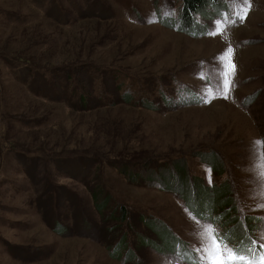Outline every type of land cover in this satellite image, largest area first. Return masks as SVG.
I'll list each match as a JSON object with an SVG mask.
<instances>
[{"label":"rangeland","instance_id":"374dc122","mask_svg":"<svg viewBox=\"0 0 264 264\" xmlns=\"http://www.w3.org/2000/svg\"><path fill=\"white\" fill-rule=\"evenodd\" d=\"M240 3L207 0L186 25L182 0H0V264H192L200 226L232 246L264 232V0L243 22ZM75 60L107 73L86 109L25 68ZM224 183L228 214L209 200Z\"/></svg>","mask_w":264,"mask_h":264},{"label":"trees","instance_id":"16d2710c","mask_svg":"<svg viewBox=\"0 0 264 264\" xmlns=\"http://www.w3.org/2000/svg\"><path fill=\"white\" fill-rule=\"evenodd\" d=\"M206 1L207 0H182L183 6H182L181 16H182V19L186 25L191 23V20H192L191 16H192L193 12H196L199 8H201L206 3ZM25 68L28 69L29 75H35V76L38 75L39 76L41 74H48V75L50 74L49 76H51L53 74V78H50V77L45 78V81H44V87L45 88L57 84L58 77L55 76V74L60 75L61 78L66 80V82L68 83L67 87L72 86V89H77L78 92L80 91V93L78 94V100L81 103L82 109H86L89 106L86 104V103H88V100L90 98V96H89L90 94H89L88 90H91V93H92L91 88H94V86L97 83H105L104 79H105V75H107V73H105V69H100V67H98V66H95V65L89 64V63H85V62L80 63V61H78V60H75L72 63H67V64H64V65L58 66V67L57 66L56 67L51 66V65H49V63L45 64L44 66H40L39 64H36L34 62L33 63L28 62V63H26ZM112 70L113 69H111V71ZM116 70L117 69H114L112 71L114 74L113 78H115V82H116V79L121 80L120 82L117 83L116 88H118V87L120 88L123 85H126L131 81L130 79H128V80L126 79L128 77V75H126V74L121 75V73H118V71H116ZM80 72L82 74L85 72H89L90 76L88 77V79L84 80L80 76ZM73 73L76 74V75L74 74L75 77L73 76ZM91 73H93V74L97 73V75H91ZM100 75L104 76V77H102V80L99 79ZM58 85L60 86L61 84H58ZM72 91L74 92L75 90H72ZM252 97H253V101H254L255 98L257 97V94H253ZM120 98L124 102H131L130 97L127 95H125L124 97L121 96ZM102 101L105 102L106 100H102ZM116 101L117 100H113V101H108L105 103H106V105H114L116 103ZM104 102H100V103L104 104ZM262 141H264V138ZM126 155H129V154H126ZM130 156H131V154H130ZM131 158H133V160H135L138 157H136V155H135V156H132ZM122 161L119 162V164L128 165L126 163H130V162L125 163ZM213 167H214V165H213ZM177 172H180L178 174V176H180L182 174V172H184V171L177 169ZM151 173L152 174H150V175L144 176L145 180H146V178H149V176L153 177L154 179L149 178L148 181H154V183L161 181L160 186L164 189H165V183H166V185H169V186L172 184V183L171 184L168 183L167 177L165 178L164 176H157L155 178L154 173L153 172H151ZM172 174L173 173H171V175ZM97 178H100L99 174H97ZM157 178L159 181L156 180ZM184 179H186L185 176H184ZM190 186L193 187L192 189H196V187L199 188V186L195 185V183L194 184L192 183V185H190ZM219 187H222V188L219 190H216V189L212 190L211 195L209 196V200H212L210 198L214 197L216 204H217V207H222L226 204V206H227L225 209V212H227L226 214H228V210H229L227 208H231L230 210L232 212L234 210L236 211L237 210V203H236L237 198L235 199L232 196V193H231L232 191L230 189V185L228 183H224V185H221ZM219 187H217V188H219ZM101 193L102 192L99 191L96 196L97 197L100 196ZM202 193H204V201L206 202L207 201L206 195H208L210 193V190L207 189V191L205 190V192H202ZM199 197H200V195L197 197L196 200L200 202ZM98 198H96V204H99ZM210 203L212 204V202H210ZM126 214L127 213H126L124 207L122 205H118L117 215H113V216H115V217L119 218V220L123 221L126 218ZM243 220H245L244 224L247 226V230H250L253 228L252 223L250 222V219H248L249 221L246 219H243ZM243 220H242V218L240 220H236V222L233 224V227L235 225H237V226L239 225V227H240ZM241 236L242 235H239L238 237H241Z\"/></svg>","mask_w":264,"mask_h":264},{"label":"snow or ice","instance_id":"6c2138e0","mask_svg":"<svg viewBox=\"0 0 264 264\" xmlns=\"http://www.w3.org/2000/svg\"><path fill=\"white\" fill-rule=\"evenodd\" d=\"M251 0H241L239 9L236 13L237 19L243 22L249 15L251 9ZM236 20H222L217 21L215 30L210 32L209 35L220 34L225 27L229 24L234 25ZM233 49L229 47L225 55L220 57L224 60L227 56L229 63H231V55ZM236 65L231 63V72H225L223 83V95L227 98L230 85L233 81L228 79L229 75H235ZM258 146H264V141H257ZM258 175L261 181H264V153L260 154V162L257 165ZM264 195V193H262ZM264 208V203L258 205ZM200 247L196 249L199 253L197 259L192 264H264V232L258 237H246L244 240L239 241L235 246L230 245V237L219 231L218 228L209 226H200L199 230ZM181 256H184L181 253Z\"/></svg>","mask_w":264,"mask_h":264}]
</instances>
